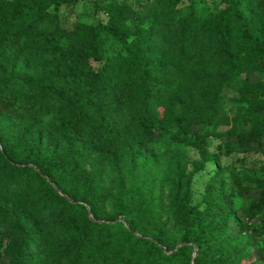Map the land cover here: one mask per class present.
Instances as JSON below:
<instances>
[{"label":"trees","instance_id":"16d2710c","mask_svg":"<svg viewBox=\"0 0 264 264\" xmlns=\"http://www.w3.org/2000/svg\"><path fill=\"white\" fill-rule=\"evenodd\" d=\"M78 1L0 0V64L13 58L26 73L7 69L0 116L63 138L49 150L39 138L0 129V259L244 264L248 256L228 231L230 221L238 225L231 198L242 195L244 178L232 173L227 193L216 170L202 210L191 204L190 183L212 161L207 137L221 139L226 156L254 143L264 151V0H94L104 17L66 28L56 11ZM226 94L242 105L231 119L220 112ZM221 125L230 129L199 132ZM157 137L195 146L201 157L188 175L172 170L165 205L152 198L144 174L121 166L100 187L103 164L135 159ZM262 169L255 179L262 193L242 210L243 227L254 232L261 229L251 222L264 214Z\"/></svg>","mask_w":264,"mask_h":264},{"label":"rangeland","instance_id":"374dc122","mask_svg":"<svg viewBox=\"0 0 264 264\" xmlns=\"http://www.w3.org/2000/svg\"><path fill=\"white\" fill-rule=\"evenodd\" d=\"M120 4L130 5L134 0H118ZM94 0H80L73 5L63 6L56 12L60 16L61 22L66 28L72 27L75 23L83 25L95 24L97 20L104 17L94 6ZM211 4L214 1H210ZM128 20L132 14H128ZM13 66L14 75L25 77L26 73L20 70L21 63L13 58L5 59L0 64V82L5 79L7 69ZM252 81H257L255 75L251 76ZM237 96L226 94L224 101L221 104L220 112L222 116L232 118L235 113L241 111L242 105L235 100ZM264 115V110L262 111ZM0 129L5 130L7 134H21L22 140L39 138L42 145L46 149H60L63 143V138L52 137L46 134H37L22 128L18 123L9 118L0 116ZM230 129L228 125H221L216 128L201 129L199 132L204 135L206 133L221 135ZM206 151L207 156L212 160L204 165L202 171L197 172L190 183L191 204L197 206L199 210L204 208L202 199L204 189L207 181L215 173L220 170L222 177L225 179L227 185L225 191L229 193L232 189L231 174L234 173L238 177L244 178L242 183V195L236 194L231 198L233 210L237 223L232 221L228 224V231L231 235L236 236L240 240V246L248 256L244 264H264V253L262 252V240L264 238V214L262 221L254 219L251 222L253 228L261 229L260 231L246 230L243 227L242 210L246 208L253 200H257L260 196L261 187L257 185L256 180L260 179L264 166V151L256 143L249 144L245 154L234 153L231 156L222 154L217 146L222 141L219 138L207 137ZM2 141V140H1ZM1 149V146H0ZM180 159V160H179ZM214 161V162H213ZM201 163L199 151L195 146L184 147L177 141L169 138L157 137L156 141L147 148H140L138 150V157L132 159L128 157L120 165L112 167L107 164L101 166L102 174L100 176V187H109L111 179L116 176L115 170L122 167V172L127 173L131 171L134 176L144 174L146 178V185L150 190L153 199L158 200L162 205L167 203L169 196L168 177L175 167H180L188 175L191 171L197 168ZM89 169V167H87ZM234 189V188H233ZM6 205L5 199L0 197V207ZM16 210V209H15ZM18 211V210H16ZM103 211L106 215H110V204L105 202L103 204ZM20 213V212H19ZM167 222V227L171 233H174L176 227L171 219L163 217ZM28 226V225H27ZM2 254V252H0ZM0 264H8L5 259H0Z\"/></svg>","mask_w":264,"mask_h":264}]
</instances>
